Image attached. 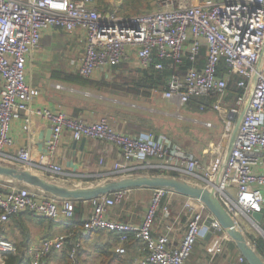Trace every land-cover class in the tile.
I'll return each mask as SVG.
<instances>
[{"label":"built area","instance_id":"obj_1","mask_svg":"<svg viewBox=\"0 0 264 264\" xmlns=\"http://www.w3.org/2000/svg\"><path fill=\"white\" fill-rule=\"evenodd\" d=\"M78 28L84 30L86 37L77 68L83 77L92 78L99 70L126 61L134 50L143 69L152 66L173 69L161 88L166 100L181 109L196 97L211 98L212 109L236 118L234 136L215 168L206 167L164 133L132 134L115 129L105 116L89 122L50 107H31L34 89L27 80V67L43 36L51 30L72 32ZM186 59L192 64L184 68ZM232 78H236L241 91L234 105L227 107L224 100ZM57 87L65 86L58 83ZM200 108L205 110V104ZM31 114L51 122L52 134L46 143L51 159L65 130L76 140L104 139L121 151L122 173L176 176L215 190L243 232L244 218L249 228L253 226L263 232L260 227L264 220V0H158L156 9L138 14L117 8L108 10L96 0H0V156L7 146L15 143L13 122L22 120L23 128L28 130ZM203 123L213 126L212 121ZM6 155L25 167L31 163L26 146L19 148L17 155ZM51 159L39 164L38 169L62 175V164ZM151 170L162 173L151 174ZM152 189L154 198L142 222L133 224L108 216L130 188L90 199L92 211L84 220H76L74 199H61L14 184L6 191L0 189V221L7 222L12 215L29 211L35 216L62 221L68 227L63 233L42 239L38 246L29 247L27 264H49L50 257L67 246L70 264H82L79 252L84 238L100 229L116 234L120 253L126 252L132 239L136 240L140 264H187L195 243L209 230L205 219L212 212L200 199L187 196L184 207L190 214L177 243L172 233L174 224H168L162 234L154 232L157 202L169 189ZM253 211L263 212L260 222L252 218ZM212 225L222 227L216 217ZM212 237L218 238L214 254L223 253L225 240L230 236L214 232ZM11 253H19L17 246L1 239L0 264H6ZM239 259L246 261L242 253Z\"/></svg>","mask_w":264,"mask_h":264},{"label":"crops","instance_id":"obj_2","mask_svg":"<svg viewBox=\"0 0 264 264\" xmlns=\"http://www.w3.org/2000/svg\"><path fill=\"white\" fill-rule=\"evenodd\" d=\"M56 32H62V30L48 31L44 37ZM63 32L68 35L67 41H69L70 44L74 43L77 45L79 42H82V48L77 52L78 56L75 64V68L77 70L80 57L84 53L86 42L84 30L78 28L72 32ZM50 48L51 47L44 46L42 54L45 55L46 53H50V50L52 49ZM38 51L33 54L27 67V80L34 89L33 100L30 104L32 108L46 106L56 111H63L68 115H72L89 122L99 120L105 116L109 119L110 124L119 131L132 134H141L146 132L145 126L140 124L142 115H140L141 113H138L137 110L146 107L143 106L139 100H147L154 88L145 89V87H142V90L138 92L127 89L130 91L129 94L132 98L127 99L126 103L124 102L125 105L128 106L126 109L136 110V112H103L100 110L99 112H93L88 103L80 101L78 98L79 96L76 98L74 93L67 92L65 91L66 89L57 87V83L64 84L63 82H65V79H54L52 72L40 70L41 67H34L35 59L40 58ZM46 64L49 65V63ZM50 64H52V62H50ZM138 64L136 51L133 50L130 52V57L122 65H120L119 70L117 68L113 69V65H111L99 70L93 78L100 79V77L103 76L106 81H109L107 76L114 75L120 71L125 73L127 76L133 75V77L142 78L143 75L141 70H143V68ZM112 80L113 79L110 81ZM148 89L151 91L149 92ZM210 99L211 98H206V101H210L209 110L216 111L212 109V102ZM124 101H126V99H124ZM169 102L172 105H177L173 101ZM234 103V98L232 99L226 97L224 100V105L227 107L233 106ZM233 119L234 117L230 116H226L224 119L226 122L225 131L231 128V130H229L230 132L227 131L226 135L229 138V144L237 126L236 118L235 121ZM232 120L234 122H232ZM51 129V122L36 114H31V125L28 130L23 128L22 120H15L12 128L15 143L4 149L5 154L0 156V162L5 165L23 166L17 159H12L10 156H7L6 153L17 155L19 148L26 146L29 148L31 153V163H29L30 165L26 166V168L32 169L38 172L41 176L58 183L65 184L69 187L92 186L131 176L129 174L122 173L119 170V168L123 166L124 160L121 151L116 145L99 138L85 137L76 140L73 138L69 130L64 131L58 147L51 159L46 147ZM50 159L62 164L64 169V173L62 175L55 176L49 172L44 173L38 169L39 164L49 163ZM14 184L16 183L13 181L12 177L0 175V185H2L1 188L3 190H8ZM20 185H26L30 188H34L25 183ZM153 191L154 190L152 188L146 186L130 188V190H128L126 200L123 203L114 206L108 213V216L111 219L140 224L151 204V201L153 200ZM167 193L170 195L169 198L171 203H177L178 201L181 203V200L182 202L184 200L185 203L187 199V196L171 189H169ZM74 200L76 201L78 207L75 219L84 220V218H86V216L92 211L91 203L89 200ZM172 210H174V208H172ZM187 213L188 212L185 211V214L180 219L169 211H165L162 217L157 216L154 229L155 234L158 235L164 233L168 224H174V230L172 233L173 236L177 238L178 243V241L181 240L187 226ZM262 222H264V220H262ZM5 223L7 226L4 230L0 231L1 235L4 239L7 238V240L12 241L19 248L20 252L27 251L31 246H38L42 239L61 232L63 233L68 229L62 221H55L43 216H35L29 211H21L13 215L10 220ZM262 224L264 225V223ZM206 235L207 233L202 234L198 239L196 249L192 252L187 264H204L209 261L213 264H231L230 260L232 254L224 251L223 253L215 255L213 251L218 243V238L211 236L208 239ZM120 245L121 244L114 232L108 230H97L84 238L82 249L79 252V260L82 264H90L92 258L95 256L102 259H111L113 256H115V258L118 257L119 259L120 257L126 256L125 262H133L134 260H137L140 264L139 253L137 252L139 244L136 240L132 239L128 243L125 253L119 252L118 247ZM68 253L69 246L62 251H57L50 257L49 264H55L53 259L56 260V262L60 259H68ZM234 254L237 258H239L240 250L237 248V253ZM118 259H115V261Z\"/></svg>","mask_w":264,"mask_h":264},{"label":"rangeland","instance_id":"obj_3","mask_svg":"<svg viewBox=\"0 0 264 264\" xmlns=\"http://www.w3.org/2000/svg\"><path fill=\"white\" fill-rule=\"evenodd\" d=\"M96 1L103 7L117 8L119 11L121 10V12L138 14L156 9L158 0ZM67 38L68 35H66L63 31L51 33V35L46 37L43 36L40 46L37 49V51L39 50L38 54L40 58L35 59L34 67H41L40 70L52 72L54 79H64V75L69 72L74 74V72L77 71L75 68L78 56L77 52L82 48V42H79L77 45L74 43L70 44L69 41H67ZM44 46L52 48H50V53H46L45 55L42 54ZM50 62H52V64H50ZM46 63H49V65ZM132 77L133 75L127 76L125 73L120 71L114 75L107 76L109 81H106L103 76L100 77V79L97 78L100 80L97 82H104L106 84L103 88L100 85L99 86L101 88L96 85L86 86L81 81L83 79H77L72 82L66 81L65 79V82H63L65 87L62 89H66L65 91L74 93L76 98L79 96L78 98L80 101L88 103L93 112H99V110L103 112H136V110L126 109L128 106L125 105L127 99L132 98L129 94L130 91L127 90V88H129L128 84L125 85V83L127 80L132 79ZM111 79L113 80L110 81ZM124 99H126V101H124ZM139 101L143 106H146L145 108L137 110V112L142 115L140 124L145 126L146 132L153 131L155 134L164 133L174 142L180 144L184 149L192 152L204 163L206 167L213 169L217 166L229 145V138L226 135L227 131L230 132L229 130H231V128L225 131V114L213 110L200 112L196 111L195 107H191L189 105L182 107L181 111H179L180 108L177 105H172L162 96L161 88L152 90L147 100L140 99ZM177 112H180L181 114H177ZM205 121H212L214 125L212 127H206L203 123ZM234 121L232 120V122ZM1 186L2 185H0V189H2ZM169 196V193H165L157 202L158 217H162L165 211L171 212L179 219L185 214V211L188 212L187 215L190 214L189 210L184 207V200L183 202L181 200V203L179 201L177 203H171ZM126 197L119 204L123 203L126 200ZM152 197L154 198V191ZM172 208H174V210H172ZM244 222L246 224H243L242 226L248 231L246 232L248 239H251L253 242L256 241L255 243L252 242L254 246L257 245L258 241H264L263 232L253 226L249 228V222L246 218H244ZM261 225L264 228V225ZM6 226V223L1 224L0 222V231L4 230ZM225 242V252L232 254L230 263L245 264V262H242L239 258H237V256H235L234 253H237V247L232 239L229 238L225 240ZM196 245L197 242L195 243L193 251L196 249ZM18 255L20 256V253ZM262 255L264 258V254ZM125 260L126 256L120 257L118 260L114 261L113 264H120L123 261L125 262ZM53 262H55V264H70L69 258H66L65 260L60 259L57 262L53 259ZM90 264L107 263L106 259L95 256L92 258ZM131 264L139 263L137 260H134Z\"/></svg>","mask_w":264,"mask_h":264},{"label":"water","instance_id":"obj_4","mask_svg":"<svg viewBox=\"0 0 264 264\" xmlns=\"http://www.w3.org/2000/svg\"><path fill=\"white\" fill-rule=\"evenodd\" d=\"M51 133L52 129L48 139H50ZM0 175L10 176L16 184H29L42 192L61 199L90 200L115 190L139 186L149 188L165 187L185 196L196 197L203 201L212 212V215L207 216L205 219V225L209 227L206 235L208 239L214 232L218 234L226 233L236 244L240 253L245 256L248 264H264L263 256L258 252L257 247L249 241L247 235L237 227L235 221L219 200L215 190L195 185L179 177L169 175H131L92 186L69 187L41 176L32 169L17 165H5L1 162ZM251 216L256 222H260L263 218V212L253 211ZM215 217L220 221L221 228H216L212 225ZM260 229L264 232L262 227Z\"/></svg>","mask_w":264,"mask_h":264},{"label":"trees","instance_id":"obj_5","mask_svg":"<svg viewBox=\"0 0 264 264\" xmlns=\"http://www.w3.org/2000/svg\"><path fill=\"white\" fill-rule=\"evenodd\" d=\"M106 9L110 10V9H114V8H109V7H105ZM121 11V10H120ZM155 61H158V57H155ZM124 62L120 63V64H114L113 65V69H118L120 68V65H122ZM167 63V62H166ZM192 64V62L190 60H185V65L184 68L189 67ZM143 77L142 78H137V77H132V79L127 80L125 85L128 84L127 89L129 90H134L136 92L142 90V87L146 88H163L165 86V84L167 83L168 78L170 77V75L173 72V69H171L170 67H165L163 69H155L153 66L147 69H143L141 70ZM64 79H66V81H74L77 79H83L81 80L86 86H92V85H96L99 88H103V86L105 87V83L103 82H97L100 81L98 79H94V78H86L83 77L78 71L74 72V74L72 73H66L63 77ZM236 78H232L229 82L228 85V89H227V97L229 98H234L236 99L238 93L241 91L240 88H238L237 83H236ZM104 81V80H103ZM101 87H100V86ZM148 89V91L150 92L151 90ZM207 97H196L194 98L192 101H190L187 105L191 106V107H195L196 111H202L200 106L202 104H205L206 109L205 110H209L210 109V101H206ZM211 102H213V99H210ZM203 110V111H205ZM162 171L160 170H151V174H161ZM76 202V201H75ZM77 204H76V210H77ZM15 215V214H14ZM13 216V215H12ZM11 216V217H12ZM1 222V221H0ZM5 223V222H1ZM102 230V229H100ZM4 239L3 236L1 235L0 232V240ZM7 239V238H6ZM18 248V247H17ZM19 250V248H18ZM257 250L258 252L262 255L264 254V241L260 240L257 243ZM20 253V256L18 255ZM19 253H11L9 255V259L7 260V264H26L27 263V258L28 255L26 253V251L24 252H20ZM69 255V253H68ZM263 256V255H262ZM69 258V256H68ZM115 259H118V257L115 258V256L111 257V259L106 258V263L107 264H113V262L115 261ZM131 264L132 262H121L120 264ZM245 264H248L247 261H245Z\"/></svg>","mask_w":264,"mask_h":264},{"label":"bare ground","instance_id":"obj_6","mask_svg":"<svg viewBox=\"0 0 264 264\" xmlns=\"http://www.w3.org/2000/svg\"><path fill=\"white\" fill-rule=\"evenodd\" d=\"M237 225V224H236ZM238 227V226H237ZM239 228V227H238ZM240 229V228H239ZM241 230V229H240Z\"/></svg>","mask_w":264,"mask_h":264}]
</instances>
